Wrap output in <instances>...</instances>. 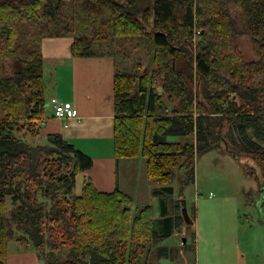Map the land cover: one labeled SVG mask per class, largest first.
Returning a JSON list of instances; mask_svg holds the SVG:
<instances>
[{"label":"trees","instance_id":"16d2710c","mask_svg":"<svg viewBox=\"0 0 264 264\" xmlns=\"http://www.w3.org/2000/svg\"><path fill=\"white\" fill-rule=\"evenodd\" d=\"M230 2L242 7V29ZM240 34L256 60L244 59ZM48 36L72 37L74 57L113 58L116 157L145 159L171 231L166 196L176 178L181 192L195 182L218 121L264 141V0H0V264L14 239L44 264H127L134 245L166 236L153 205L101 191L88 176L78 185L89 155L58 135L45 145L27 138L48 108Z\"/></svg>","mask_w":264,"mask_h":264},{"label":"rangeland","instance_id":"374dc122","mask_svg":"<svg viewBox=\"0 0 264 264\" xmlns=\"http://www.w3.org/2000/svg\"><path fill=\"white\" fill-rule=\"evenodd\" d=\"M229 9L237 27L242 29L241 5L230 2ZM237 41L246 61L258 58L249 35L240 34ZM146 61L142 62L143 66ZM32 123L38 128L42 124L38 119ZM216 126L219 128L215 134L208 137L211 150L197 158L195 182L181 192L176 178L172 183L176 189L166 196L170 202L177 199L180 205L170 209L173 217L171 231L167 223L159 221L160 197L149 203L136 199V206L154 205L158 231L166 236L151 245L144 241L141 249L134 245L129 251L127 264H264V141L254 134L252 127L244 134L237 125L224 119ZM38 128L35 129L40 130ZM23 133L17 132L19 136ZM37 134L40 131L27 135V138L34 145H45L47 137L41 140ZM187 140L197 141L195 134ZM130 170L136 175L133 168ZM126 172L129 170L125 169ZM82 177L79 176L78 185ZM154 185L162 187L158 183ZM183 199L187 213L183 209ZM8 203L11 207L10 201ZM16 242V239L9 242L14 262L7 260L8 264L38 263L37 260L33 262L37 250L21 241ZM38 259L44 264L40 257Z\"/></svg>","mask_w":264,"mask_h":264},{"label":"crops","instance_id":"0c3cea01","mask_svg":"<svg viewBox=\"0 0 264 264\" xmlns=\"http://www.w3.org/2000/svg\"><path fill=\"white\" fill-rule=\"evenodd\" d=\"M72 43L70 36H48L43 40L48 108L46 115L38 119L42 122L41 126L38 128L35 124V128L40 129L37 130L40 131L37 137L44 140L58 135L89 155L93 165L80 173L78 179L81 175L82 181L85 176L90 177L101 191L111 192L119 188L131 194L134 202L139 199L149 203L154 202L156 197L162 198L163 194H154L156 188L161 187L154 185L156 182L148 177L143 157H116L113 58L107 54L74 57L71 54ZM54 98L72 102L79 110V118L61 120L53 116L51 101ZM132 168L136 175H132ZM125 169L129 172L125 173ZM169 203L171 208L178 205L177 199ZM11 249L9 245L8 261L14 262ZM38 257L34 254L33 262L37 260L36 264H42Z\"/></svg>","mask_w":264,"mask_h":264},{"label":"built area","instance_id":"2783aa9c","mask_svg":"<svg viewBox=\"0 0 264 264\" xmlns=\"http://www.w3.org/2000/svg\"><path fill=\"white\" fill-rule=\"evenodd\" d=\"M200 33L201 30H197V34ZM51 106L53 110V116L58 119L65 120L79 118V110L70 101H60L59 99L54 98L51 101Z\"/></svg>","mask_w":264,"mask_h":264},{"label":"water","instance_id":"95a60500","mask_svg":"<svg viewBox=\"0 0 264 264\" xmlns=\"http://www.w3.org/2000/svg\"><path fill=\"white\" fill-rule=\"evenodd\" d=\"M182 203H183V205H184V207H185V208H183V209H184V212L187 213V208H186V206H185V205H186V201L183 199V200H182ZM185 217H187V219H188V215H185ZM185 242H186V239H185Z\"/></svg>","mask_w":264,"mask_h":264},{"label":"flooded vegetation","instance_id":"af4514ba","mask_svg":"<svg viewBox=\"0 0 264 264\" xmlns=\"http://www.w3.org/2000/svg\"><path fill=\"white\" fill-rule=\"evenodd\" d=\"M264 196V195H263Z\"/></svg>","mask_w":264,"mask_h":264}]
</instances>
